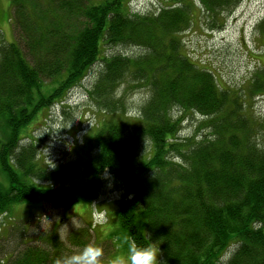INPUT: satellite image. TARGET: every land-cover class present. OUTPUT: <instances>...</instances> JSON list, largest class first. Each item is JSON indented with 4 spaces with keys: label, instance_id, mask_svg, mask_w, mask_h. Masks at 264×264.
<instances>
[{
    "label": "trees",
    "instance_id": "16d2710c",
    "mask_svg": "<svg viewBox=\"0 0 264 264\" xmlns=\"http://www.w3.org/2000/svg\"><path fill=\"white\" fill-rule=\"evenodd\" d=\"M9 1L14 38L0 39V165L9 185L0 182V215L22 202L66 210L94 202L111 180L121 227L138 243L156 242L162 264H264V119L253 108L264 96V64L247 86L226 87L189 56L182 36L204 19L222 23L242 0H178L147 12L129 0ZM259 27L264 34V19ZM98 63L87 91L101 118L80 160L50 167L28 126ZM141 89L147 96L130 113L125 94ZM194 117V130L180 136ZM22 240L0 264L51 263L52 249Z\"/></svg>",
    "mask_w": 264,
    "mask_h": 264
},
{
    "label": "rangeland",
    "instance_id": "374dc122",
    "mask_svg": "<svg viewBox=\"0 0 264 264\" xmlns=\"http://www.w3.org/2000/svg\"><path fill=\"white\" fill-rule=\"evenodd\" d=\"M129 1L132 11L147 12L162 5L174 4L178 0ZM196 2L200 3L199 0ZM10 5L9 0H0V8L3 10L0 12V39L5 38L7 41L14 38L12 24L8 20V15H11ZM226 13L227 19H222V23H206L204 19L201 26L194 25L182 36L186 51L194 61L213 69L224 86L243 88L264 64V34L259 27L260 21L264 19V0H242L232 13ZM134 50L131 48L129 52ZM100 69L98 63L83 82L70 91L65 100L57 102L49 112L38 114L28 126L33 124L28 129V135L36 143L39 141V153L50 167L73 160L75 155L78 160L83 157V142L101 118L94 110L87 91L92 87ZM126 87L123 85L118 95H122ZM125 95L129 112L136 113L147 96V90L127 92ZM254 100L256 115L264 119V96L259 94ZM130 113V120L135 122L136 116ZM194 123L195 117L186 120L180 136L194 130ZM5 133L6 130L0 126V138ZM82 180L83 172L80 170L74 186H80ZM0 182L4 186L9 185L1 165ZM112 184L111 180L107 183L99 200L80 201L68 210L54 208L46 203L14 204L9 214L0 215V259L4 262L5 258L1 256L9 253L12 255L14 251L25 248L22 240L25 235L27 242L52 249L50 264H55L57 259L78 254L89 244L103 249L101 264H110L114 256L125 253L121 240L127 235L119 221L118 185ZM50 239L57 240L58 245L53 244L51 248Z\"/></svg>",
    "mask_w": 264,
    "mask_h": 264
},
{
    "label": "clouds",
    "instance_id": "9594fccd",
    "mask_svg": "<svg viewBox=\"0 0 264 264\" xmlns=\"http://www.w3.org/2000/svg\"><path fill=\"white\" fill-rule=\"evenodd\" d=\"M124 254H117L110 264H162L159 245L155 242L138 243L133 237L125 235L121 240ZM103 249L99 246L85 245L78 253L62 259L55 264H101Z\"/></svg>",
    "mask_w": 264,
    "mask_h": 264
}]
</instances>
